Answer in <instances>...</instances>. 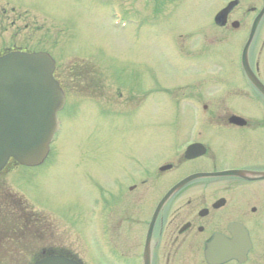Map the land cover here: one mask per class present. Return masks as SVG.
Returning a JSON list of instances; mask_svg holds the SVG:
<instances>
[{
    "label": "rangeland",
    "instance_id": "374dc122",
    "mask_svg": "<svg viewBox=\"0 0 264 264\" xmlns=\"http://www.w3.org/2000/svg\"><path fill=\"white\" fill-rule=\"evenodd\" d=\"M223 1L185 0L174 9L177 0H0V47L15 43L51 53L60 62L58 74L61 80L67 82L69 91L68 107L60 114L61 131L52 145L46 164L35 170L20 167L0 176V264H30L34 253L45 247L70 249L87 264H107L97 254V245L93 241L99 227L93 210L97 208V197L104 191L109 197L106 203L103 202L107 213L111 217L115 212L114 217L119 221L125 217V213L120 214L130 207L144 209L143 202L134 203L142 197L144 200L149 191L155 199L163 184L157 183L152 189V178V184L138 201L128 197V200L121 202L112 199V193H107L110 192L112 180L116 183L118 179L123 181L134 174L133 165L126 161L130 159L131 152L151 155L156 151L169 155L176 146L166 144L169 135L162 137L155 145L151 144V140L142 144L139 135L142 123L120 117L118 101L106 99L105 104L111 107L108 112L99 109L97 103L102 101V97L111 96L116 86L125 95L129 93L127 86L137 89L142 98H137L135 106H139V100L140 104L141 99L147 100L142 94L148 96V103H145L144 113H135H142L145 123L150 118V128H153L151 118H155L159 112L151 108L154 90H141V69L145 65L151 69L149 85H153L154 79H162L165 73H169L171 78L176 77L177 64L184 54L182 57L177 55L181 58L175 59L164 52L171 47L167 39L179 34L184 36L178 37L183 39V44L191 46L193 52L197 49L193 59L197 60L196 65L200 69L204 64L203 72L194 73L195 76L180 69L179 78L170 81L164 78L169 85L181 84L183 80L186 81L185 85L195 78L215 77L219 73L216 71L219 63L229 70L223 72L221 78L240 79L237 71L230 73V70L238 63L239 49L245 36L232 37L225 45H212L210 42V17ZM114 4L119 8L115 9ZM121 10L125 18L120 15V19L126 23L125 26L115 24ZM207 44L212 45L211 50L207 48L204 51L202 47ZM200 48L205 54L200 53ZM79 73H84L83 78L75 81ZM119 80H123L122 83ZM100 89L103 91L100 92ZM223 89V85H208L204 88L205 97L217 96ZM186 94L190 98L192 93L188 90ZM250 101L234 99V106L238 107L235 110L248 115L250 110H254L247 105ZM194 114L192 108L187 106L178 126L180 130L187 128L186 132L190 133L194 128ZM161 118L164 119L165 115ZM105 121H111L120 130L107 126ZM123 125L129 130L128 133L115 132L117 129L122 131ZM176 125L173 118L170 122H156V126ZM152 128L150 132L155 130ZM193 165L182 164L180 170L172 174L175 176L166 177L165 183L172 177L179 179ZM121 192L123 190L118 188L117 194ZM92 217L97 225L91 231ZM111 222L107 218L109 237L120 249L117 254L119 259L111 257L112 264H124L119 255L127 259L126 264H138L139 256L133 254L136 251H132L129 240L125 238L126 235L127 238L131 237L130 232L125 228V233L118 236L115 232L117 228L111 226ZM134 229L141 231L138 225ZM118 231H121V227ZM261 264H264V260Z\"/></svg>",
    "mask_w": 264,
    "mask_h": 264
},
{
    "label": "flooded vegetation",
    "instance_id": "af4514ba",
    "mask_svg": "<svg viewBox=\"0 0 264 264\" xmlns=\"http://www.w3.org/2000/svg\"><path fill=\"white\" fill-rule=\"evenodd\" d=\"M238 1V5L226 20L218 24L213 21L210 25L209 37L212 45H225L228 39L240 34L249 37L254 20L264 6V0ZM238 9L240 14L236 12ZM255 39L256 45L250 51L251 67L264 83V17L259 23ZM216 66V71H219L217 78L210 76L192 80L191 98L194 101L199 99V103H195L194 107L204 104L206 126L202 129L192 128L189 134L186 132L188 129H179L166 141L169 146H175L177 143L184 145L187 142L199 144L203 153L198 155L194 152L196 156L187 159L185 153L175 157L173 150L169 155L156 151L148 155L136 150L137 152H131L130 159H126L133 165L134 170L143 173V176L134 177L131 174L124 180L125 198L134 197L135 202L138 201L152 184V178V189L157 183L163 184L155 199L149 191L144 200L143 197L136 203L131 200V204L143 202L147 206L141 212L138 208L130 207L125 214L130 225L143 226L142 233L136 236L135 240L144 247L147 239H150L151 264H210L206 257L207 246L216 239L234 241L239 237L238 225L247 228L253 245L252 251L245 263L234 259L223 264H261L264 260V186L261 185L264 181L244 180L234 176H214L193 181L169 199L158 215L149 237L150 226L161 199L182 179L196 173H218L227 170L264 171V111L250 110L248 115H244L235 110L238 107L234 106L233 100L246 97L241 94L247 89L241 63H237L235 68L230 70V73L237 71L240 79L225 80L219 77L229 70L222 68L223 64ZM228 81L230 83H227ZM208 85H223L224 89L217 93V96L205 97L204 88ZM254 96L257 97L255 93ZM218 101L220 103L217 106L215 104ZM235 116L245 121L236 120ZM148 135L149 129L145 123L142 127V144H146L144 141L149 139ZM155 142L159 143L153 139L151 144L155 145ZM151 160L154 164L159 163L157 167L150 168ZM164 164L169 170L161 172L160 166ZM182 164L195 165L184 176L179 179L172 177L165 183L167 178L175 176L172 174L179 171ZM154 171L156 175L153 176L151 172ZM123 222L125 219L122 218L120 224Z\"/></svg>",
    "mask_w": 264,
    "mask_h": 264
},
{
    "label": "water",
    "instance_id": "95a60500",
    "mask_svg": "<svg viewBox=\"0 0 264 264\" xmlns=\"http://www.w3.org/2000/svg\"><path fill=\"white\" fill-rule=\"evenodd\" d=\"M246 70L264 94V87L254 79L248 66ZM54 71L55 61L45 53L11 52L0 57V170L11 157L27 166L39 165L46 158L56 131V114L65 103ZM224 174L242 176L243 172ZM37 264L78 263L51 257Z\"/></svg>",
    "mask_w": 264,
    "mask_h": 264
}]
</instances>
